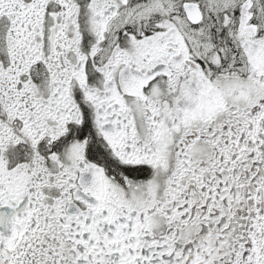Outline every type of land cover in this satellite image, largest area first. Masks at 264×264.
I'll list each match as a JSON object with an SVG mask.
<instances>
[{"label":"snow or ice","instance_id":"1","mask_svg":"<svg viewBox=\"0 0 264 264\" xmlns=\"http://www.w3.org/2000/svg\"><path fill=\"white\" fill-rule=\"evenodd\" d=\"M0 264H264V0H0Z\"/></svg>","mask_w":264,"mask_h":264}]
</instances>
